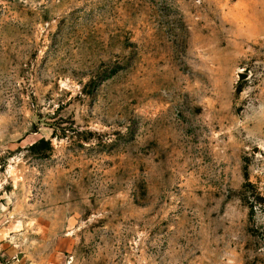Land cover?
<instances>
[{"label":"rangeland","instance_id":"1","mask_svg":"<svg viewBox=\"0 0 264 264\" xmlns=\"http://www.w3.org/2000/svg\"><path fill=\"white\" fill-rule=\"evenodd\" d=\"M0 264H264V0H0Z\"/></svg>","mask_w":264,"mask_h":264},{"label":"water","instance_id":"2","mask_svg":"<svg viewBox=\"0 0 264 264\" xmlns=\"http://www.w3.org/2000/svg\"><path fill=\"white\" fill-rule=\"evenodd\" d=\"M241 79H244V78H246L247 77V75L246 74H241Z\"/></svg>","mask_w":264,"mask_h":264}]
</instances>
